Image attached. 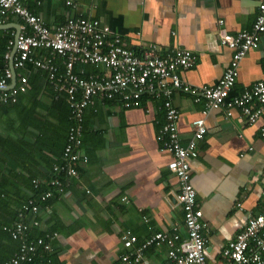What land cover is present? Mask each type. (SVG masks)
Instances as JSON below:
<instances>
[{"label": "crops", "instance_id": "obj_1", "mask_svg": "<svg viewBox=\"0 0 264 264\" xmlns=\"http://www.w3.org/2000/svg\"><path fill=\"white\" fill-rule=\"evenodd\" d=\"M68 1L75 6H68ZM261 1L27 0L26 5L50 28L61 26L72 16L102 21L138 54L149 44L158 45L162 53L178 47L188 49L196 56V64L181 70V78L192 86H214L232 59V51L221 44L219 30L232 35L251 30ZM21 24L11 16L5 25L16 35ZM83 71L87 75L104 73L103 68L75 66L76 73ZM262 80L264 35L260 46L242 61L234 94ZM39 92L38 112L46 115L52 94L60 92L48 78L39 83ZM173 103L181 113L180 137L187 145L193 136L192 122L206 104L182 92L173 96ZM53 123L54 131L62 132L61 119L55 118ZM165 123L163 99L145 97L141 107L129 110L118 100L95 99L85 111L82 153L88 162L78 165L77 177L65 178L63 192H55L36 217L26 216L32 241L56 235L47 240L53 251L42 252L34 264H122L123 255L133 253L157 233L172 235L178 228L181 240L187 239L185 212L178 202L179 180L169 170L171 156L161 150L158 140ZM207 124L208 133L198 143L199 156L192 161V183L208 224V264H222V252L229 242L251 217L264 212V112L250 125L238 109L231 118L222 110H212ZM0 130L7 134L3 126ZM51 169L44 164L39 167L38 179L47 181ZM24 200L23 205L26 197ZM125 233L138 239L131 250L124 247ZM16 241L10 245L0 240V256L5 259L1 261L18 252L20 241ZM168 251L167 245L151 246L144 252V261L165 264Z\"/></svg>", "mask_w": 264, "mask_h": 264}, {"label": "built area", "instance_id": "obj_2", "mask_svg": "<svg viewBox=\"0 0 264 264\" xmlns=\"http://www.w3.org/2000/svg\"><path fill=\"white\" fill-rule=\"evenodd\" d=\"M27 0H0V26L5 25L11 15L21 24V34L17 41L18 52L14 58L15 70H23L27 64L46 72L48 81L57 92L65 93L71 109L72 126L62 162L53 168L47 183L63 192L65 182L62 177H77L78 165L87 163L83 155L84 121L86 109L100 97L105 101L118 100L125 109L142 106L145 97L163 99L166 123L159 131L161 150L171 156L168 168L179 180L178 202L185 212V228L188 237L181 240L174 228V234L161 232L153 235L133 253L121 257L122 264H150L144 261V252L151 246L169 247L165 264H208V238L205 234L208 224L197 199L192 183V161L199 156L198 143L208 133L207 116L212 110H222L227 118L234 110L241 111L250 125L256 124L264 112V80L241 94H234L242 61L260 46L264 35V0L259 4L258 17L251 30L232 35L219 30L221 44L232 51V59L222 78L214 86H192L185 82L181 70H189L196 64L192 51L175 48L162 53L156 44L147 45L140 54L126 44L123 36L110 26L96 19L68 17L57 28H50L45 20L34 14L26 5ZM71 5V2H67ZM220 26L224 21L219 22ZM14 41L10 42L11 60ZM47 52V55L39 54ZM64 65L61 71L57 61ZM90 65L103 68L104 73L87 75L75 72V66ZM13 71L7 68L0 79V104H15L19 96L29 89V79L20 75L18 84L8 88ZM182 92L194 98L195 102L205 101L206 109L192 122L193 136L187 145L180 137L181 113L173 103V96ZM264 136V132H263ZM40 180H36L38 186ZM54 196L53 191L45 192L39 201L47 202ZM35 199L26 202L19 211V218L13 227H4L14 240L20 241L18 252L0 264H34L42 252L51 253L52 245L47 241L56 235H47L35 241L30 239V225L26 216H37L42 205ZM34 225H39L33 220ZM138 239L129 233L123 236L124 247L134 248ZM222 264H264V212L251 217L242 231L229 242L222 252Z\"/></svg>", "mask_w": 264, "mask_h": 264}, {"label": "trees", "instance_id": "obj_3", "mask_svg": "<svg viewBox=\"0 0 264 264\" xmlns=\"http://www.w3.org/2000/svg\"><path fill=\"white\" fill-rule=\"evenodd\" d=\"M68 2H71V5L67 4L68 6H75L74 2ZM14 39L13 29L0 31V79L10 67L6 55L10 52V42ZM57 63L62 64L58 61ZM62 70L64 66L61 67ZM16 72L19 76L20 72L28 76L29 89L19 96L17 103L0 104V129L3 126L7 133L4 134V131L0 130V240L10 245L17 241L4 227H12L18 220L19 208L25 202L24 198L26 197V202L30 199L39 201L45 192L51 190L55 194L58 191L47 183L48 180L38 179L39 167L44 164L47 168H52L49 172L52 176L54 166L62 162L68 133L73 124L70 119L71 109L65 93L52 94L53 102L50 107L46 108L47 114H39L38 105L41 103L39 101L41 93L38 94V86L40 82L43 84V80L47 79L45 71L37 69L32 64H27L25 69H19ZM52 93H54L53 90ZM55 95L59 97L58 100H55ZM55 118L61 119L62 132H59L58 128L54 131ZM47 156L51 157L45 159ZM49 175L48 179H50ZM61 179L65 182L64 176ZM36 180L41 181L38 186L35 184ZM52 198L44 203L39 201V204L44 207ZM32 237L33 235L31 239ZM0 260L5 259L0 256Z\"/></svg>", "mask_w": 264, "mask_h": 264}, {"label": "water", "instance_id": "obj_4", "mask_svg": "<svg viewBox=\"0 0 264 264\" xmlns=\"http://www.w3.org/2000/svg\"><path fill=\"white\" fill-rule=\"evenodd\" d=\"M20 27L21 26L19 25L18 28H16L17 33L15 35V46L13 48L12 56H11V60H10V68L13 71V78H12L11 84H10V86L8 88L15 87L18 84L17 72H16V70L14 68V58H15L17 52H18L17 41H18V38H19V36L21 34V28ZM8 29H10V28H7L6 25L0 26V31L8 30Z\"/></svg>", "mask_w": 264, "mask_h": 264}]
</instances>
